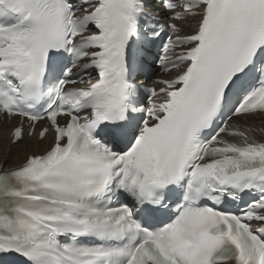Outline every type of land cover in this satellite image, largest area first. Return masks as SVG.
Instances as JSON below:
<instances>
[{"label": "snow or ice", "instance_id": "obj_1", "mask_svg": "<svg viewBox=\"0 0 264 264\" xmlns=\"http://www.w3.org/2000/svg\"><path fill=\"white\" fill-rule=\"evenodd\" d=\"M0 264H264V0H0Z\"/></svg>", "mask_w": 264, "mask_h": 264}]
</instances>
